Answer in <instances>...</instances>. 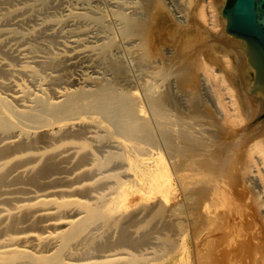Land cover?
I'll use <instances>...</instances> for the list:
<instances>
[{"label":"bare ground","instance_id":"6f19581e","mask_svg":"<svg viewBox=\"0 0 264 264\" xmlns=\"http://www.w3.org/2000/svg\"><path fill=\"white\" fill-rule=\"evenodd\" d=\"M216 2L208 16L221 28L211 38L199 29L202 5L122 4L113 17L127 60L103 38L43 61L50 74L34 90L9 79L34 70L0 64V264H192L187 238L198 264L208 251L228 264L220 246L235 200L264 235V98L246 91L256 71L216 19L225 0ZM88 58L82 81L61 86L59 64ZM258 259L264 243L244 264Z\"/></svg>","mask_w":264,"mask_h":264},{"label":"rangeland","instance_id":"374dc122","mask_svg":"<svg viewBox=\"0 0 264 264\" xmlns=\"http://www.w3.org/2000/svg\"><path fill=\"white\" fill-rule=\"evenodd\" d=\"M1 1L2 0H0V3H1ZM8 1H10V2H8ZM99 1H100V4H99V2H97V0L96 1L95 0L94 1L88 0V2H87V0H85V1L84 0H52L51 2H49V0H32V1L26 0L23 2H22V0H14V1L13 0H5V1H2V3H1L2 5H0V41L3 44L4 43H6V44H4V45L2 43L0 44V46L2 45V47H0V51L2 50V53L0 52L1 53L0 54V64L8 65L12 69H16V70L26 69L28 67V68H30L36 72V74H33V75L25 73L22 75L9 76L10 81H15L18 84H21V85L29 88L30 90H34L35 87H37L41 83V81H43L44 78H45L44 80H47L48 75H46V74H50V72H49L50 70H47V73L44 72V71H46V69H44L42 67V64H41L43 61H45L49 58H53V57L58 56V55L66 54L68 52L78 53V52H84V51H91L94 48V46H96L97 44H100L99 40H101L103 38L115 39L116 42L118 43L117 45H118V49H119V50L116 49V54L117 55L120 54L118 59L120 58V60H122V59L127 60V58H125L126 56L123 55L124 54L123 53L124 49L122 50L123 42H122L120 35L118 34L119 26H118L117 21L113 17V12L116 10H120L122 4L123 5L124 4L130 5V6L135 5L136 0H129V1L128 0H99ZM160 1H162V0H160ZM6 2L9 3L10 6L7 5ZM101 2H102V4H101ZM105 2L108 4H105ZM163 2L165 4L167 3L168 4L167 7L171 8V9H174V8L180 9L182 7L186 8L187 6L191 7L193 9L196 6L202 5L203 10H204L205 14L207 15L206 23H201V24L198 23V25H199L200 32L203 33V35L205 34V36H207V37H210V38L213 37L215 35V33H217L218 30L221 28V27H219V25L217 27H214V25H213L214 20L208 16V13L210 11L209 3L212 4V3L216 2V0L215 1L214 0H192V1L191 0L190 1L189 0H163ZM91 3L94 5H92ZM216 4H217V2H216ZM224 4L225 3L220 4L221 6H219L218 8H215V12H214V14L217 15L216 19L218 21L220 19V21H222V22L225 21L224 18L221 19V17H222L221 16V8L224 7ZM36 5H39V6H36ZM99 5H101V6L97 7ZM105 5L106 6L109 5V6L105 7ZM218 5H219V3H218ZM112 6L114 8H112ZM101 7H104V9ZM99 8H101V9H99ZM115 8H116V10H115ZM25 9H29V10L26 11ZM86 9H88V10L86 11ZM21 10H23L24 14ZM34 12H35V14H34ZM90 12L92 14H90ZM17 13L18 14L21 13L22 15L19 16ZM81 14H84L86 17L85 18L80 17ZM93 14H95V15H93ZM12 16H14V18ZM99 17L102 19L101 23H97L95 20L96 18H99ZM24 21H26V23H24ZM30 21H31V23H30ZM67 21H69V22H67ZM4 22H5V24H4ZM15 22H17V24ZM104 22L105 23L107 22V24H105ZM109 22H114V23H113V25H111L112 23H109ZM21 23L22 24L24 23L25 25H22ZM64 24L66 26H64ZM2 26H4V27H2ZM46 26L49 28V30L48 29H45L47 31H45L44 29L40 30V29H42V27L45 28ZM113 26L115 29L113 28ZM50 27H52V28H50ZM108 28H110V29H108ZM56 29H57V32L59 30L60 31L58 33H56L55 32ZM169 29H170L169 39H175V37H177V31H176L175 27H169L168 30ZM114 30L115 31L117 30V31L115 32ZM39 32H43L44 34L39 33ZM95 32H97V33H95ZM102 32H104V33H102ZM55 34H58V36ZM50 35H51V37H50ZM78 35H79V37H78ZM33 36H34V38H33ZM44 36H46L48 38H46ZM54 36H56L57 39ZM59 36H60V39L58 38ZM37 37H40V39L38 38V40H40V41L37 40ZM13 38H16V39L13 40ZM32 38H33V40L36 39L34 42L35 44L33 43V41L30 42V39H32ZM41 38H46V40H43ZM50 38H52V40ZM66 38L67 39L69 38V39L67 40ZM84 38H85V40H84ZM96 38H100V39H96ZM7 40L9 41L8 43H7ZM24 40H26V41L24 42ZM52 41L54 42V47H53ZM87 43H89V44H87ZM36 44H38V45L35 46ZM39 44H40V46H39ZM41 44L43 45V47L41 46ZM76 45H78V46L76 47ZM58 46H60V47H58ZM39 49H40V51H39ZM46 49H48L49 52ZM68 49H69V51H68ZM32 50H33V52H32ZM45 50H46V52H45ZM56 50H58V52ZM5 51H6V55L4 53ZM13 52H15V53H13ZM2 54H4V55H2ZM9 54H10V56L8 57L7 55H9ZM17 54L20 56H18ZM89 54L91 55V53H89ZM10 57H13V58H11L12 60H9ZM29 57H30V59H29ZM31 57H33V58H31ZM14 58H15V60L17 58L18 62H17V60L13 61ZM90 58H92V55L90 56ZM90 58L82 59V60L76 59L74 65L79 69H77V68L75 69L74 65H70L73 68L69 67V69L67 68L65 70V68L68 67L69 65H67V63L63 64L64 62H62V64L64 66L61 67L62 64H59V66L57 67V70L60 71V70H62V68H64L63 69L64 71L62 70V72H65V73L67 72V74L62 73V72H61L62 74H60V72L58 73L56 71L55 74L58 75L59 77H60V75L62 76L65 74L63 76L64 78L61 77V81H60L61 84L60 83L59 84L61 86H63L62 84L64 82H68L69 80H74V79L79 81V78H81L80 81H82L83 77H85V75L88 73L86 66L92 63ZM89 60H90V62H89ZM15 62H17L16 65L14 64ZM36 62H37V65H32V63L36 64ZM78 63H80V64H78ZM76 64H78V66ZM38 65H39V69L42 68L40 70V72H39V69L37 68ZM79 72L81 74H79ZM23 75H25L26 77L24 76V78H23ZM67 75H69V76H67ZM16 79H18V80H16ZM26 80H27V82H26ZM30 83L33 85L34 88H31L32 85H30ZM237 201L238 200H235V202L232 201L231 216L229 215V217H228V219H229L228 223H230L231 229H229V231L227 232V236H228L229 240L231 241V239H232L233 242H231V244H229V240L227 239L224 242L225 246H224V244H222L220 246V251L222 253L226 252V253L232 254L231 259L228 262V264H244L247 261L250 262L253 259L254 251L257 249V246H258V248L263 247V243H264V235H262L259 231H257V226L255 227V223H256V221L259 222V219L257 218V216L255 214H253L254 217L248 216L251 213L244 214V213L248 212V208H247L248 205L245 204L244 202H239V201L238 202L240 203V205H238ZM237 205H238V207H237ZM244 207H245V209H243ZM253 218H254V220H253ZM245 224H246V226H245ZM249 224H250V226H249ZM224 235L225 234L222 233L221 231L218 232V236L224 237ZM187 242H188V244H187L186 250L188 253H190V261L192 264H198V258L200 256V254L198 252L193 251V245H192V241L190 240V238H187ZM243 244H245L244 248L241 249V246ZM150 247L152 248L153 246H150ZM148 248H145L146 252L149 251L148 253H151L152 249H148ZM239 249H240V251H239ZM232 250L235 251L236 253L233 254ZM205 254H206V256L204 259V264H215L216 260L219 258H221V262H222V260L224 261V262H222V264H225L227 262V258H225L226 255L220 254V252L208 251ZM257 257L259 258V255ZM260 261L261 260L258 259L259 264H264V262L260 263Z\"/></svg>","mask_w":264,"mask_h":264},{"label":"water","instance_id":"95a60500","mask_svg":"<svg viewBox=\"0 0 264 264\" xmlns=\"http://www.w3.org/2000/svg\"><path fill=\"white\" fill-rule=\"evenodd\" d=\"M225 0L221 16L226 20L225 32L241 39L247 62L256 71L252 86L247 83L246 91L256 98H264V0Z\"/></svg>","mask_w":264,"mask_h":264},{"label":"trees","instance_id":"16d2710c","mask_svg":"<svg viewBox=\"0 0 264 264\" xmlns=\"http://www.w3.org/2000/svg\"><path fill=\"white\" fill-rule=\"evenodd\" d=\"M234 0H230L229 3H228V8L232 6Z\"/></svg>","mask_w":264,"mask_h":264}]
</instances>
